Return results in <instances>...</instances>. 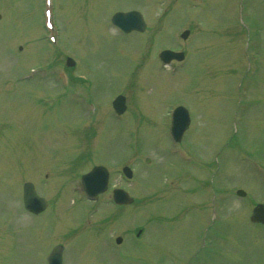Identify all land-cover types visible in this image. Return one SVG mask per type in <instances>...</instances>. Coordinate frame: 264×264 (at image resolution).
Instances as JSON below:
<instances>
[{
  "label": "rangeland",
  "instance_id": "1",
  "mask_svg": "<svg viewBox=\"0 0 264 264\" xmlns=\"http://www.w3.org/2000/svg\"><path fill=\"white\" fill-rule=\"evenodd\" d=\"M42 7L0 0V264H43L53 242L66 248V264H264V225L247 218L264 202V0H52L62 29L57 52L40 38ZM129 9L144 15V34L109 26L111 12ZM185 18L188 56L169 76L152 53L167 44L170 26L191 23ZM67 54L76 65L66 72ZM35 64L48 68L44 79L38 70L24 76ZM68 72V88L83 99L61 91ZM116 93L127 96L123 118L110 112ZM50 95L58 98L51 108L42 102ZM173 101L190 111L183 144L201 170L167 155L164 113ZM94 164L109 170V187L82 216L71 180ZM125 164L130 179L119 172ZM26 179L46 196L55 191L50 209H20ZM207 185L215 188L209 209ZM113 187L133 200L115 206ZM116 235L123 237L113 247Z\"/></svg>",
  "mask_w": 264,
  "mask_h": 264
},
{
  "label": "water",
  "instance_id": "2",
  "mask_svg": "<svg viewBox=\"0 0 264 264\" xmlns=\"http://www.w3.org/2000/svg\"><path fill=\"white\" fill-rule=\"evenodd\" d=\"M116 17L119 18L121 21H123V20L128 21L129 25H125L126 30H129V29L143 30V28H144V23H143L142 17L136 11L126 13L123 15H118ZM182 35L185 36L186 32L183 33ZM67 64H72V61L68 60ZM114 104L116 106L118 104L119 107L118 106L117 107L119 108V110H122L124 108L123 98L118 97L116 99V101L114 102ZM180 130H181V127L179 128V131ZM106 177H107V175H106L105 169L101 166H95L91 172H89L85 175V181H86L87 186L89 188L93 189L94 191H99V190H102L104 188V186L106 184ZM88 180H92V181H88ZM238 192L243 194L242 191H238ZM114 194H115L116 199L119 202H129L130 201V198L123 191L117 190L114 192ZM24 201H25L26 207L30 208L33 211H38L44 205L43 200L38 198L35 195L34 191L32 190L31 185L28 183H26L24 185ZM251 218L253 220L264 222V205L258 204L254 208ZM51 259L52 260L53 259L59 260V255H58L57 251L52 254Z\"/></svg>",
  "mask_w": 264,
  "mask_h": 264
}]
</instances>
